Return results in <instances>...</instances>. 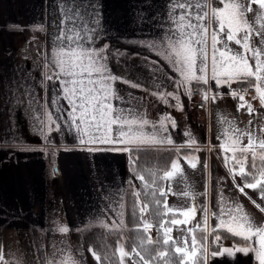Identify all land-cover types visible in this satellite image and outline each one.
Masks as SVG:
<instances>
[{
	"label": "crops",
	"instance_id": "0c3cea01",
	"mask_svg": "<svg viewBox=\"0 0 264 264\" xmlns=\"http://www.w3.org/2000/svg\"><path fill=\"white\" fill-rule=\"evenodd\" d=\"M177 2L178 0H0V249L4 248L6 240L16 241L18 238L15 248L22 255L29 256V263L33 260L38 262V256H41L42 264H61L58 261L48 263L56 255L54 250L47 251L42 247L41 237L45 234L48 239L46 243L52 246L54 238L57 245L62 242L63 247L59 248L70 246L68 240L72 241L75 262L69 261V264H101L100 259L96 258L97 253L85 245L83 232L92 227L109 229L123 228L126 225L127 181L130 179L137 183L128 167L129 151L123 150L126 147L124 144L80 143L82 137L77 131V125L81 128L86 126L79 120L80 112L74 110L69 98L77 104L79 101L77 96H70L64 89L76 87L71 84L72 80L83 79L86 82L89 78L98 80L100 76H70L67 71L61 70L54 53L73 43L57 39L65 31L72 35L75 29L81 37L91 36V39H83L79 44L89 50L96 49L103 57L98 64H102L107 70L102 69L103 75L116 78L110 84L115 97H118L110 98L113 107L124 109L125 115L130 111L137 119L143 117L148 121L144 126L145 133L151 135L156 132L159 137H168L172 141L171 144H134L127 145L128 147L174 148L176 152H191L198 148L202 155H211L213 145L205 143L209 126L204 124L207 129L203 128L200 113L192 106L189 96V86L200 82L193 80L183 83V77L173 64L160 55L164 51L160 46L161 42L174 37L177 32L175 21L182 11L176 7ZM179 2H190L193 5V23H197L195 15L200 11L195 5L206 4L208 16L204 23L207 25L209 39V68L206 76L213 96L228 97L238 123L236 129L246 133L243 127L245 107H240L239 95L235 96L237 100L232 95L234 90L241 88L239 84L243 81L226 84L221 78L217 85L211 79L210 41L211 33L216 28L212 21V9L222 8L228 0ZM252 9V12L246 14L249 24H253L257 5L253 4ZM258 27L255 25L254 28ZM223 39L224 36L220 33L218 40ZM257 40L258 37L253 36L250 43H256ZM152 44L156 47L150 48L149 45ZM228 47L235 51L238 46L230 42ZM261 60H264V55ZM249 63L255 71L254 61L250 60ZM260 75L264 79V72ZM250 79L251 85L256 88L255 78ZM66 81L69 83L65 84ZM260 87L261 92L252 96L250 102L244 100L247 106L251 105L252 116L257 112L264 113V104L260 99L264 95V84ZM16 106L22 120L18 125V134L14 120ZM36 107L42 112L40 116L35 113ZM32 125L36 131L32 129ZM254 125L260 126V121L257 120ZM91 133V129L84 132L83 139L87 141ZM229 138L228 145L224 143V139L213 141L217 144L215 150L224 155L234 154L235 161L245 157L248 159L252 153L242 152L249 144L248 137L240 136L235 131ZM259 142L257 137L254 138L255 152L259 149ZM235 147L241 149L236 150ZM226 167L229 168L228 165ZM233 171L240 182L239 169L234 167L232 173ZM163 173L161 170L159 174L160 185L165 181L161 179ZM150 185L151 187H146L148 197L139 204L140 207L147 205V211L143 214L144 221L149 222L153 218L159 226L161 220L170 221L180 215L179 211L174 210L167 212V215L158 214L167 210L155 205L153 200H160L162 205L166 202V197L156 198L152 193L149 195V192L150 189L153 192L163 186ZM245 190L253 194L255 204H258V192L246 187ZM251 204L255 206L252 202ZM150 206H153V211L149 210ZM258 213L262 215L263 212ZM262 221L263 219L260 222ZM102 222L107 226H101ZM61 226L67 227L68 231H59ZM165 227L172 228L170 236L173 239L174 233L180 232L181 228L167 223ZM155 228L152 227L153 233L157 232ZM192 229L196 238L195 255L198 239L203 235L201 229L217 246L209 249L206 264H260L256 254L254 256L255 252L243 253L237 250L249 245L258 248L256 240L238 242L233 241V237H226L216 241V228L212 225L208 230L203 227ZM161 231L159 228L160 234ZM120 244L125 246L123 240L118 242L119 258ZM225 249L231 251L225 252ZM136 250L139 252L137 248ZM127 251L133 264H139L128 248ZM5 259L4 256L3 262ZM121 262L125 264L123 260ZM8 264L17 263L14 259H9ZM18 264H26V260L23 259Z\"/></svg>",
	"mask_w": 264,
	"mask_h": 264
},
{
	"label": "snow or ice",
	"instance_id": "6c2138e0",
	"mask_svg": "<svg viewBox=\"0 0 264 264\" xmlns=\"http://www.w3.org/2000/svg\"><path fill=\"white\" fill-rule=\"evenodd\" d=\"M253 4L257 5V9L255 11L253 24H249L246 14L253 11ZM176 7L182 10L175 21L177 32L174 37L161 42L160 46L164 51L160 53V55H163L166 60L173 64L181 77H183V83L187 84L195 80L207 84L208 79L206 73L209 68V39L207 25L204 23L208 16L207 11H205L206 4L195 5V8L200 9L195 15L197 23L192 22L193 5L190 2L186 4L178 0ZM212 21L216 24V28H214L211 33L210 41L211 79L219 85L221 78L224 79L226 84H229L233 79L248 81L250 78L254 77L257 82L256 91L260 93V85L264 84V79H262L260 75V73L264 72V60H261V56L264 55V0H228L227 3H224L222 8L212 9ZM254 25H258L259 27L254 28ZM220 33L224 36L223 40H218V35ZM253 36L258 37L256 43H250ZM86 38L91 39V36L81 37L75 29H73L72 35H68L65 31L61 33L57 39L72 41L73 43L68 44L67 48H60L54 53L57 57V62L61 66V70L67 71L68 75L91 77L93 74H96L100 76L98 80L89 78L86 82L83 79L72 80L71 84L76 87H65L64 89L70 96H77V100L79 101L77 104L69 98V103L74 105V110H79L80 112L79 120L86 126L81 128L77 125V131L81 133L82 137L80 143L124 144L126 145L123 149L124 151H131V148L127 145L171 144L172 141L168 137H159L156 132H153L151 135L145 133L144 126L148 121L143 117L137 119L130 111L125 115L124 109H115L113 107L110 98L115 97V93L111 89L110 84L116 78L110 75L107 77L103 75L102 69L104 71L107 70L104 69L102 64H98V61L103 59V57L96 49L89 50L80 46L79 41ZM230 42H234V44L238 46L235 51H233L231 47H228ZM149 47L155 48L156 45L152 44L149 45ZM102 51L103 50H100V52ZM250 60L254 61L255 71H253V67L249 63ZM197 72H199V75H197ZM68 83L67 81L65 82V84ZM136 86L137 85H133V87ZM244 91L246 92L247 89ZM232 95L235 97L238 96V93L233 92ZM204 98H208L206 94ZM212 98L216 99V96ZM176 99L179 100V97H176ZM239 99L241 101L244 100L243 96H239ZM260 99L262 104H264V95H261ZM244 103H242L240 107H243ZM247 110L249 114L253 112L250 104ZM73 123H75V119ZM251 123L252 122L249 121V124ZM113 126H115V128ZM153 127L155 128V125H153ZM161 127L164 131L167 130L163 124H161ZM89 129L92 130V133L89 135L87 141H85L83 139V133L88 132ZM233 130L238 132L240 136L248 137L249 144L242 149V152L252 153V167L259 176L258 178L257 175L246 172L243 166V160L237 161V164L240 165L239 176L241 183H235L236 172L233 171L234 187L244 195H247L245 187L256 190L261 203H264V169H256L254 137L250 132L244 133L240 132L239 129ZM261 131L264 132V129H261ZM113 133H115V135H113ZM237 142H239V138ZM258 146L260 149L264 150V140H261ZM88 150L91 151L92 149ZM245 159H247V157H245ZM260 159L264 161V155H261ZM191 166L195 167L196 165L192 164ZM178 173L182 177L178 164L176 162H171L170 170L164 171L161 179L171 181ZM140 179L143 180V177L141 176ZM249 179L254 182L248 183L247 181ZM153 183H155V181H153ZM145 186L151 187V185L148 184ZM168 191H171L170 187ZM157 194L166 196L168 193L163 189L154 190L152 192L153 197H156ZM136 195L138 196L139 194L137 193ZM183 195L188 196L189 193L183 192ZM221 199L223 200V197ZM153 203L167 210L164 213H158L160 215H167V212H173V209L169 208L166 202L161 205L160 200L154 199ZM252 203L261 212H264V208H260V205L255 204V201H252ZM195 210V206L193 205L183 209L180 214L187 217L189 213H194ZM139 211L141 214L142 230L146 235L148 229L151 228V225L143 219V214L147 211V205L139 207ZM201 211L203 215L201 223L206 225L208 215L207 207L201 205ZM219 216L220 220L218 227H226L233 235L240 236L245 241H251L253 236L258 238V248L249 245V247L239 248L237 250L243 253L248 251L255 252L256 259L260 264H264V225L255 224L253 220L243 212L242 207L238 203L220 209ZM225 217H227V219H225ZM166 223L172 226H178L187 223V221L176 219L160 221L159 228L162 231L155 243L158 247L164 248L165 251H157L156 258L160 259L162 264H167L172 258L176 259L177 264H183L185 256L188 255L187 246L189 242H191L192 247L195 248L196 238L192 235L190 240L188 236L173 239L170 236L172 228L165 227ZM233 225H235L237 230H234ZM101 226L106 227L107 225L102 222ZM196 227L199 228L200 225L198 224ZM59 231L67 232L68 228L61 226ZM201 231L204 232V229H201ZM187 232L192 233L193 229H187ZM201 239L206 240L207 235H202ZM215 240L219 241L220 237L215 236ZM145 243L152 245L154 242L150 236L146 235V239H141L138 246L145 248ZM169 248L172 249L171 256H169L167 252ZM120 251V258L122 261L123 257L128 255V253L123 252L122 249ZM145 251H147L146 248ZM224 251L230 252L231 250L225 249ZM202 252L205 253V255L197 258V264H205L206 262V246L202 249ZM132 253L139 257V264H148V261H146L143 256H140L136 248L132 249ZM216 254L217 253H212V255ZM93 255H95V253H93ZM192 255L194 256L195 253L193 252ZM96 258L99 259L98 256ZM0 264H3L2 249H0ZM61 264H64V262H61Z\"/></svg>",
	"mask_w": 264,
	"mask_h": 264
},
{
	"label": "rangeland",
	"instance_id": "374dc122",
	"mask_svg": "<svg viewBox=\"0 0 264 264\" xmlns=\"http://www.w3.org/2000/svg\"><path fill=\"white\" fill-rule=\"evenodd\" d=\"M255 27V25H254ZM32 38V37H31ZM236 81L235 79L232 80ZM209 82V81H208ZM210 83V82H209ZM241 88H237L238 91L234 90V92L238 93ZM242 96V95H239ZM236 100L238 98L234 97ZM244 100H250L252 98L249 97V99H246L243 96ZM240 100V99H239ZM243 101H238L240 104L244 103ZM249 101V102H250ZM247 103V102H246ZM232 105L226 96H218L216 95V99H213V102H210L209 104V121H208V132H207V138L206 142L210 145H213V149L211 150V155H202L200 150L197 148L196 151H172V157L168 163H166L165 168L162 169V171H168L170 170V163L176 162L178 164V168L180 170L181 175L178 173L171 181L165 180L163 181L164 184L160 185L159 183H155L158 186L162 187L165 192L168 194L166 197V203L169 208H172L174 211H181L183 209H186L190 206H195V212L189 213L187 217H184L183 215H176L174 219L176 220H185L187 223L178 225L180 226V232L174 233V239L182 236H188L189 240L190 237L193 235L192 233H188L187 229H192L193 227H196V225H200V227L205 228L206 230L209 229L210 225L216 228V235L220 237V239H224L226 237H233L236 240L243 239L240 236L233 235L232 232H229L227 228H220L218 227L220 216L219 212L222 208H227L234 204H239L243 212L246 213L255 224L257 225H264V212L261 214L258 213L260 211L256 206H253L251 204L254 200L253 194L245 190L247 195L241 194L235 187H234V181H233V175L232 170L234 167L237 169L240 168V165L237 164V161L243 160L244 161V168H245V158H239L237 161H235L236 157L234 154L224 155L219 150H215V144L213 141H217L218 139H224V143L227 145L229 144L230 138L232 135H234L235 131L233 129H236L238 126L237 120L234 118L232 113ZM245 109H243V119L245 120L244 123V129L246 130V133L250 132L252 133L253 137L261 141L263 138L264 132L261 131V129L264 128V113L257 112L256 115L252 116V113L249 114L248 112V106L244 103ZM36 115H41V110L37 107L35 108ZM20 116V112L16 106L15 113H14V120H15V128H16V134H18V125L22 123ZM257 120L260 121V126L254 125V123H257ZM13 121V119H12ZM249 121L252 123L249 124ZM202 122V121H201ZM203 128L205 127L204 122ZM34 131H36L34 125L31 126ZM206 128V127H205ZM207 129V128H206ZM257 131V134H256ZM230 148L229 146H227ZM235 149H241L239 147H235ZM161 153L164 150L167 149H160ZM227 151V149H226ZM160 154V153H157ZM233 163H236V165ZM195 164V167H192L191 165ZM226 165L229 166L226 167ZM235 183L240 184L241 181H238V178L235 176ZM243 186V185H241ZM135 187H138V184L135 183ZM171 188V191L169 192L168 189ZM158 190V189H154ZM183 192H188V196H184ZM223 197V200L221 199ZM156 198H161L159 194L156 195ZM250 198V199H249ZM201 205H205L207 207V222L206 225L204 223H201L203 220V215L201 211ZM257 205H260V208H264V203H261V200ZM215 214V215H214ZM258 214L261 217L260 221L263 219L262 223L259 221ZM227 219V217H225ZM217 223V224H216ZM234 230H237L235 228V225H233ZM207 232V231H206ZM215 231H213L214 233ZM49 234V233H48ZM43 237H41L42 241V247L49 250H54L55 255L53 260H48L49 262L58 261L59 263L64 262V264H69V261L75 262V256H74V245H72V241L68 240V243L71 245L68 247H63L62 242L61 244H56V239H52L53 245L46 243L48 239H46V235L42 234ZM208 236V235H207ZM223 237V238H222ZM253 242L256 240L257 243L258 239L255 238V236L252 237ZM18 240V238H16ZM13 240H6L4 243V248H2V257L5 256V260L3 264H8L9 259H14L16 263H20L23 259L26 260V264H42L40 260L42 261L41 256H38V262H35L33 260L32 263L28 262L29 256L22 255L15 247L18 245V241ZM124 241V238L121 239V241ZM208 245L212 243L213 241L211 238H207ZM74 241H77L75 239ZM207 245V246H208ZM213 245V244H211ZM209 247V246H208ZM19 248V246H18ZM128 253V255L123 257V261L125 264H133L132 257L130 253L127 251L126 245L118 246V251L121 255V251ZM210 248L206 247V257L209 256L208 253H210ZM195 253L194 248L191 245V242H189L187 246V253L188 255L185 256V259L188 264H194V257L192 253ZM37 254V253H36ZM38 255V254H37ZM35 255V259L36 256ZM255 256V253H254ZM40 258V259H39Z\"/></svg>",
	"mask_w": 264,
	"mask_h": 264
},
{
	"label": "trees",
	"instance_id": "16d2710c",
	"mask_svg": "<svg viewBox=\"0 0 264 264\" xmlns=\"http://www.w3.org/2000/svg\"><path fill=\"white\" fill-rule=\"evenodd\" d=\"M252 80L243 81L239 84V86L245 87V85H251ZM131 151L128 152V167L131 168L138 187H135V183L130 179L127 181V207H126V225L123 228H87L83 232V238L85 245L89 246L97 255L99 256L101 264H122L118 252H117V244L121 239L124 238V243L127 248L132 252L133 248H137L141 253L140 256H143L148 264H162V261L156 258L157 251H165L164 248L158 247L156 245V241L160 237V232H158V223L154 221L153 218L148 224L151 225V228L147 231V236H150L152 241L154 242L152 245H148L145 243V248H141L138 246V243L141 239H146V235L142 230L141 224V214L139 211V204H141L148 197L146 194V184H155L159 183V174L160 171L165 168L166 163H168L172 157V151L174 148H148V147H130ZM160 149L164 150L162 153ZM175 151V150H174ZM160 153V154H157ZM261 155H264V150L258 149L256 151V160L255 165L256 169H264V161L260 159ZM247 162V171L248 173H252L253 175H257L255 169L252 167V154L246 160ZM143 177V180L140 177ZM157 178V179H156ZM155 181V183H153ZM248 181H252L249 179ZM139 194L138 196L136 194ZM152 191L150 189L149 195H151ZM150 211H153V206H150ZM152 227H156V233L152 232ZM205 232H203V235ZM202 237V236H201ZM198 239L197 242V250L196 255L194 257V264H197V258L205 255L202 252V249L207 245L208 240ZM210 239V238H209ZM213 242L214 240L211 239ZM235 241V239L233 240ZM245 242L244 239L238 240V242ZM213 242L211 244H213ZM209 244V248L217 247L215 244ZM168 255H172V249H167ZM136 259L139 261V257L136 256ZM167 264H177L175 258H172L167 262ZM183 264H188L186 259L184 258ZM206 264V262H205Z\"/></svg>",
	"mask_w": 264,
	"mask_h": 264
},
{
	"label": "built area",
	"instance_id": "2783aa9c",
	"mask_svg": "<svg viewBox=\"0 0 264 264\" xmlns=\"http://www.w3.org/2000/svg\"><path fill=\"white\" fill-rule=\"evenodd\" d=\"M247 89L245 92L244 90ZM257 93L255 86L247 85L242 87L238 92V95L244 96L246 99L252 98ZM207 95V99L204 98V95ZM189 96L192 106L199 111L200 120L204 124L208 125L209 121V104L211 102L213 92L209 82L207 84L200 82L197 84H191L189 86Z\"/></svg>",
	"mask_w": 264,
	"mask_h": 264
},
{
	"label": "flooded vegetation",
	"instance_id": "af4514ba",
	"mask_svg": "<svg viewBox=\"0 0 264 264\" xmlns=\"http://www.w3.org/2000/svg\"><path fill=\"white\" fill-rule=\"evenodd\" d=\"M253 240V239H252Z\"/></svg>",
	"mask_w": 264,
	"mask_h": 264
}]
</instances>
